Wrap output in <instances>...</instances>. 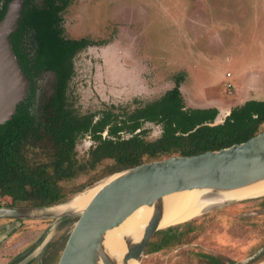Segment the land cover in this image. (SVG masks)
Instances as JSON below:
<instances>
[{
	"label": "rangeland",
	"instance_id": "1",
	"mask_svg": "<svg viewBox=\"0 0 264 264\" xmlns=\"http://www.w3.org/2000/svg\"><path fill=\"white\" fill-rule=\"evenodd\" d=\"M62 16L66 37L98 41L74 57L68 100L79 113L109 104L132 109L171 88L178 73H183L180 92L186 107L228 109L247 99H264V0H72ZM51 81V72L40 75L34 108L51 93ZM222 113L220 109L217 117ZM143 127L147 139L158 135L155 125ZM92 143L89 135L76 142L78 161L86 159ZM24 151L31 164L46 160L52 149L45 139L28 138ZM108 163L105 159L60 184L67 189L81 183H88L82 190L92 187L111 175H103ZM10 201L0 194V206ZM71 217V222L53 216L0 218L4 225L17 222L8 232L7 226L0 230V263L25 254L39 261L46 243L49 251L67 238L77 215ZM196 217L207 227L194 242L149 252L156 233L141 264H183L191 254L195 264H209L205 251L232 258L229 264H264V257L247 263L264 251V196L227 203ZM58 252L45 264H56Z\"/></svg>",
	"mask_w": 264,
	"mask_h": 264
},
{
	"label": "trees",
	"instance_id": "2",
	"mask_svg": "<svg viewBox=\"0 0 264 264\" xmlns=\"http://www.w3.org/2000/svg\"><path fill=\"white\" fill-rule=\"evenodd\" d=\"M8 1L0 0V18ZM71 2L23 0L18 26L10 35L29 86L12 117L0 123V194L11 198L5 206L44 207L62 203L88 183L72 189L60 183L95 168L105 159L109 163L103 175H110L151 160L227 147L247 140L264 128V99H247L232 106L219 123H214L218 114L216 107H186L180 92L183 73L175 75L173 86L158 98L132 109L109 104L98 111L77 112L68 100L74 57L98 41L64 35L62 13ZM45 71L52 73V90L34 108L38 80ZM144 123L156 126L158 135L154 139L146 138L148 130L143 127ZM85 135L93 143L86 159L78 161L75 145ZM28 138L48 141L51 155L30 164L24 151ZM61 220L71 222L73 217ZM205 227L203 219L195 217L161 229L149 252L194 242ZM65 240L59 245L56 242L45 260L52 261ZM192 256L183 264H195ZM261 257L264 251L251 256L247 263H255ZM206 260L209 264L214 262L208 254Z\"/></svg>",
	"mask_w": 264,
	"mask_h": 264
},
{
	"label": "water",
	"instance_id": "3",
	"mask_svg": "<svg viewBox=\"0 0 264 264\" xmlns=\"http://www.w3.org/2000/svg\"><path fill=\"white\" fill-rule=\"evenodd\" d=\"M22 4L23 0H9L0 18V123L12 117L29 86L10 41L21 17ZM214 123L219 121L215 119ZM110 176L111 179L94 193L79 213L53 216L59 220L77 215L56 264H141L150 240L159 230L168 227H162L161 223L171 195L198 189L211 196H221L264 182V128L247 140L227 147L151 160ZM260 196L246 195L224 200L200 214L227 203ZM52 206H0V218L48 217L52 215L29 213L31 209ZM142 206L149 207L150 212L141 231L133 236L123 234L124 248L113 253L107 245L108 232L125 223ZM16 224L14 221L0 227L7 226V231Z\"/></svg>",
	"mask_w": 264,
	"mask_h": 264
},
{
	"label": "bare ground",
	"instance_id": "4",
	"mask_svg": "<svg viewBox=\"0 0 264 264\" xmlns=\"http://www.w3.org/2000/svg\"><path fill=\"white\" fill-rule=\"evenodd\" d=\"M109 179H111V176L100 181L92 187H89L76 193L66 202L53 205L52 207L46 209L30 211L29 214L52 215L60 217L64 213H79V211H81V209L84 208L88 201L91 199L94 193ZM263 192L264 182L237 191L226 192L221 196H211L206 191L198 189L177 192L168 198L166 213L161 223V226L164 227L188 221L198 216L201 211L208 209L216 204H219L224 200H229L235 197H241L246 195H257ZM149 212V207L142 206L136 211H134L133 214L127 218L125 223L108 232L107 245L113 253H116V251L124 248V244L121 237L123 234H129L133 236L137 235L141 231V228L147 221Z\"/></svg>",
	"mask_w": 264,
	"mask_h": 264
},
{
	"label": "flooded vegetation",
	"instance_id": "5",
	"mask_svg": "<svg viewBox=\"0 0 264 264\" xmlns=\"http://www.w3.org/2000/svg\"><path fill=\"white\" fill-rule=\"evenodd\" d=\"M1 224H3V222L1 223ZM0 224V225H1ZM4 227V226H3ZM3 227H0V230H2L3 229ZM8 232V231H7ZM1 240V239H0ZM218 242H219V244L221 243L219 240H218ZM48 245H47V243L42 247V248H40L41 250L39 251V253L38 254H42V251H43V255H40V260L38 261V260H35L34 258H33V255H29V254H25V255H22V256H20V255H13V257L11 256V257H9L8 258V260H4L3 261V264H33V263H36V262H38L37 264H45L46 262H48L49 260H45L46 258H49V256H47V252H48V250L47 249H49L48 247H47ZM221 246H223V245H221ZM43 248H44V250H43ZM51 248V247H50ZM46 249V250H45ZM192 249H193V247H192ZM207 254H210L209 256H210V258H214V262H213V264H229V262H231L232 261V258H228L227 260H224V259H221V258H218V257H216L215 256V253H212V252H207V251H205ZM35 261V262H34ZM226 262H228V263H226Z\"/></svg>",
	"mask_w": 264,
	"mask_h": 264
},
{
	"label": "crops",
	"instance_id": "6",
	"mask_svg": "<svg viewBox=\"0 0 264 264\" xmlns=\"http://www.w3.org/2000/svg\"><path fill=\"white\" fill-rule=\"evenodd\" d=\"M230 100V99H229ZM240 103H242V102H240ZM240 103H238V104H240ZM232 106H234V105H232ZM206 107H216L217 109H218V114H217V116H219L220 114H219V112H220V109H222V117H217L216 116V119H217V121H222L223 119H224V117L228 114V112H229V110H230V108L231 107H229L228 109H225L224 107H222V106H215V105H211V106H206ZM0 264H3V262H1Z\"/></svg>",
	"mask_w": 264,
	"mask_h": 264
},
{
	"label": "built area",
	"instance_id": "7",
	"mask_svg": "<svg viewBox=\"0 0 264 264\" xmlns=\"http://www.w3.org/2000/svg\"><path fill=\"white\" fill-rule=\"evenodd\" d=\"M227 75H229V73H227ZM226 85H227V87L231 86V84L229 82Z\"/></svg>",
	"mask_w": 264,
	"mask_h": 264
}]
</instances>
